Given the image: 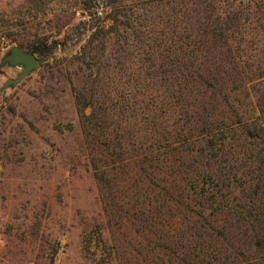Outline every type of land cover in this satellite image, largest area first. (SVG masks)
Segmentation results:
<instances>
[{
    "label": "trees",
    "instance_id": "16d2710c",
    "mask_svg": "<svg viewBox=\"0 0 264 264\" xmlns=\"http://www.w3.org/2000/svg\"><path fill=\"white\" fill-rule=\"evenodd\" d=\"M127 1L108 0L112 24L84 48L104 52L115 40L123 55L110 81L97 62L75 91L110 235L135 243L109 247L100 231L96 255L264 264V0H145L151 9L135 24ZM34 42L25 51L53 52Z\"/></svg>",
    "mask_w": 264,
    "mask_h": 264
},
{
    "label": "rangeland",
    "instance_id": "374dc122",
    "mask_svg": "<svg viewBox=\"0 0 264 264\" xmlns=\"http://www.w3.org/2000/svg\"><path fill=\"white\" fill-rule=\"evenodd\" d=\"M106 3L0 0V62L12 47L25 51L39 38L53 46L50 55L36 53L38 71L0 92V264H102L103 258L105 264H141L129 254L135 244L132 236L117 230L110 235L91 163L97 156L86 148L75 98L77 88L89 86L95 63L106 68L109 79L115 58L123 55L114 39L104 52L85 54L93 31L112 24V8ZM150 9L145 0H128L123 10L135 24ZM20 72L1 67L0 89ZM108 86L99 92L105 101ZM119 112L128 117V111L117 107L115 114ZM128 132L135 133L132 128ZM114 135L104 133L107 139ZM100 231L109 247L115 239L129 252L113 254L111 260L97 256L94 245Z\"/></svg>",
    "mask_w": 264,
    "mask_h": 264
},
{
    "label": "water",
    "instance_id": "95a60500",
    "mask_svg": "<svg viewBox=\"0 0 264 264\" xmlns=\"http://www.w3.org/2000/svg\"><path fill=\"white\" fill-rule=\"evenodd\" d=\"M4 66L21 68V72L15 78L8 79L0 89V92H3L8 87H14L19 84L21 80L32 72L38 71L41 64L35 53L24 51L21 48L14 46L0 62V68Z\"/></svg>",
    "mask_w": 264,
    "mask_h": 264
}]
</instances>
